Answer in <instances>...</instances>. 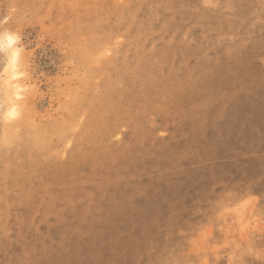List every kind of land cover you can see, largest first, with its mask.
Listing matches in <instances>:
<instances>
[{
  "label": "rangeland",
  "instance_id": "1",
  "mask_svg": "<svg viewBox=\"0 0 264 264\" xmlns=\"http://www.w3.org/2000/svg\"><path fill=\"white\" fill-rule=\"evenodd\" d=\"M168 1L0 0L37 85L0 124V264H264V0Z\"/></svg>",
  "mask_w": 264,
  "mask_h": 264
},
{
  "label": "clouds",
  "instance_id": "2",
  "mask_svg": "<svg viewBox=\"0 0 264 264\" xmlns=\"http://www.w3.org/2000/svg\"><path fill=\"white\" fill-rule=\"evenodd\" d=\"M36 49L39 45L35 46ZM24 43V34L11 28H0V124H11L23 115L22 103L28 94L37 90L35 83H29L31 61L25 53L33 51Z\"/></svg>",
  "mask_w": 264,
  "mask_h": 264
},
{
  "label": "bare ground",
  "instance_id": "3",
  "mask_svg": "<svg viewBox=\"0 0 264 264\" xmlns=\"http://www.w3.org/2000/svg\"><path fill=\"white\" fill-rule=\"evenodd\" d=\"M176 1L177 0H169L168 4L173 8V5L176 3ZM137 57H142V56L137 55ZM156 58L157 57H155V59L152 62L149 63L150 66H146V67L142 68L141 67V66H143L142 65L143 63H142V64H139V65H135L136 67L134 69H132V70L141 72L140 75H139L140 76V81H138L137 79L136 80L138 82L129 80V81H131L133 83V86L131 88H127L123 92L124 94L120 91V94L117 95V99L119 100V102H120V104L122 106L123 105L124 106H132V107L137 109V108H142V106L146 104V102H145V100H146V92L144 91V86L145 85L147 86V83H149L148 80H149L150 75L153 73V68L158 67L160 65L159 60L156 59ZM135 59H134V61H135ZM152 59H153V57H152ZM143 60H141V61L144 62ZM149 61H151V60H149ZM147 64H148V62H147ZM147 64H144V65H147ZM132 70H126V71L130 72ZM135 71H133V74H134ZM135 73H137V72H135ZM130 75L132 76V74H130ZM136 76H138V75H136ZM187 76L188 75H185V78L182 79V80L179 77H177L176 75L172 76V78H171V80L173 82L172 86L171 87H167L168 89H166V91H165L166 95H169V98H171L172 101L174 99H175V101H177V103L187 101V96H186L187 95V91H188V89H187L188 87H187V84H186V82H188V80L186 79ZM178 81H179V85H176V83ZM163 91H164L163 88H161L160 93H162Z\"/></svg>",
  "mask_w": 264,
  "mask_h": 264
}]
</instances>
